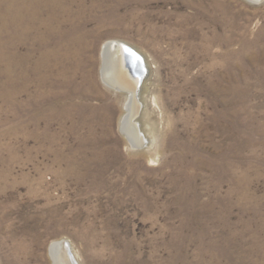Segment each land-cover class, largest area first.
Wrapping results in <instances>:
<instances>
[{
  "label": "rangeland",
  "instance_id": "1",
  "mask_svg": "<svg viewBox=\"0 0 264 264\" xmlns=\"http://www.w3.org/2000/svg\"><path fill=\"white\" fill-rule=\"evenodd\" d=\"M108 40L146 60L141 146ZM59 239L78 264H264V0H0V264Z\"/></svg>",
  "mask_w": 264,
  "mask_h": 264
},
{
  "label": "bare ground",
  "instance_id": "2",
  "mask_svg": "<svg viewBox=\"0 0 264 264\" xmlns=\"http://www.w3.org/2000/svg\"><path fill=\"white\" fill-rule=\"evenodd\" d=\"M250 1L257 2L259 0ZM125 43L120 40H108L102 45V65L100 67V73L106 83L126 93L127 105L120 118V125L123 131L125 130L127 133L132 145L136 144L141 146L140 144L144 142V135L141 132L140 119L137 121L139 117L136 120V116L141 109L140 100H142V91L145 86L143 79L147 73L141 78L137 72L135 73L133 71L127 61V55L124 49ZM135 50L137 49L135 48ZM140 86L142 87L139 91ZM48 252L54 264H78L71 244L65 239L53 241L49 246Z\"/></svg>",
  "mask_w": 264,
  "mask_h": 264
},
{
  "label": "water",
  "instance_id": "3",
  "mask_svg": "<svg viewBox=\"0 0 264 264\" xmlns=\"http://www.w3.org/2000/svg\"><path fill=\"white\" fill-rule=\"evenodd\" d=\"M124 49L129 65L135 73L137 72L141 76V78H143L148 70L144 56L127 43L124 44Z\"/></svg>",
  "mask_w": 264,
  "mask_h": 264
}]
</instances>
